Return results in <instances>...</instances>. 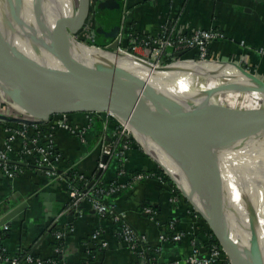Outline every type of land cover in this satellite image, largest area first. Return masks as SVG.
Here are the masks:
<instances>
[{
  "label": "crops",
  "instance_id": "0c3cea01",
  "mask_svg": "<svg viewBox=\"0 0 264 264\" xmlns=\"http://www.w3.org/2000/svg\"><path fill=\"white\" fill-rule=\"evenodd\" d=\"M170 21L181 31L219 29L225 37L211 44V55L236 61L264 81V55L259 54V49L264 48V0H91L83 28H87L88 40L99 45L111 43L110 36L119 25L118 36L121 35L123 44L128 45L132 34L158 35ZM221 70L229 75L228 70ZM234 79L243 91L256 99L237 75ZM221 86L226 91L225 86ZM198 91L195 90L192 98L196 104L192 103L208 108L206 106L211 103L207 102V97L204 100L203 95L199 97ZM9 100L0 85V115L5 117L0 118V150L10 142L9 158L26 163L12 164L15 169L12 176L7 175L0 164V227L8 226L3 236L8 252H29L54 258L60 264H79L91 257L97 264H134L136 261L147 264L144 254L148 251L156 264H188L196 246L200 250L208 246V225L192 210L189 201L187 204L181 197L180 191L174 194L171 185L156 178L132 182L136 171L156 169L154 161L137 147V142V146L126 151L124 175L118 176L117 158H109L106 170L98 168L99 162L104 160L101 144L110 140L117 128V121L107 118L106 113H66L68 127L86 130L83 135L61 127V114H54L45 128L42 127L49 138L44 143L50 142L61 157L58 169L63 175L74 169L86 177L98 174L106 186L115 181L126 185L105 196L113 214L101 216L89 199L73 208L67 181L51 179L39 167L36 157L24 154L28 137L17 134L9 141L15 131L22 129L23 122L16 119L29 118L9 105ZM36 125L29 124L30 137ZM146 207L152 208L153 214H148ZM115 215H121L122 220H116ZM122 222L138 235L135 249L122 237ZM60 231L65 233L64 253L57 257L55 236ZM96 231H100V240L92 237ZM175 233H181L182 239L162 238ZM101 241L107 242L105 248L101 247ZM226 260L222 251L213 264H230L228 260L229 263H224Z\"/></svg>",
  "mask_w": 264,
  "mask_h": 264
},
{
  "label": "water",
  "instance_id": "95a60500",
  "mask_svg": "<svg viewBox=\"0 0 264 264\" xmlns=\"http://www.w3.org/2000/svg\"><path fill=\"white\" fill-rule=\"evenodd\" d=\"M45 1L47 0L36 1L37 19L40 22ZM73 3L76 15L58 19L51 32L49 48L59 64L58 67L39 66L21 56H12L6 45H0V62L6 70L13 73L10 76L0 75L2 87L7 94L10 92L11 96L8 97L12 107L29 117L16 120L27 124H45L54 114H115L128 124L133 138L144 153L158 164L193 209L206 221L230 264H264L256 232L251 237L249 251H243L229 235L222 174L213 145L215 142L236 139L264 130V109L253 115L250 112L218 106L219 108H214V112L206 119H201L165 108L161 104L164 99L150 89L148 83H143L145 93L140 96L135 92L133 83L141 82L130 75L118 60L103 57L96 66H89L71 55L67 44L69 36L77 34L85 25L91 0H79L78 4L73 0ZM119 30L120 26L117 25L110 36L112 41L109 46L113 49L118 44L116 38ZM31 37L36 41V35ZM0 41L6 44L1 30ZM80 42L117 55L113 50H107L97 44L90 45L81 40ZM183 54L185 53L180 52L177 56ZM132 58L140 65L153 69H163L167 66L153 67L135 57ZM211 62L231 65L240 71L246 80L253 82L256 90L264 95V81L237 62ZM29 71L34 75H29ZM40 82L46 83L47 87L38 89ZM0 118L5 117L0 115ZM107 159L105 156L104 161ZM184 159L187 164L183 162ZM7 162L26 165L25 162L11 159ZM165 162L170 163L171 168ZM182 168L188 176H183ZM197 203H204L207 213L201 211ZM250 217L253 224V218L251 215ZM208 254L209 246L201 247L199 258L205 259Z\"/></svg>",
  "mask_w": 264,
  "mask_h": 264
},
{
  "label": "bare ground",
  "instance_id": "6f19581e",
  "mask_svg": "<svg viewBox=\"0 0 264 264\" xmlns=\"http://www.w3.org/2000/svg\"><path fill=\"white\" fill-rule=\"evenodd\" d=\"M36 1L0 0V30L6 41V44L0 41V45H6L12 56H21L39 66L58 67L59 64L49 48L51 32L54 30L58 19L68 16L73 17L77 12H75L73 0H47L43 3L44 13H42L43 16L40 22L37 19ZM78 2L79 0L76 3L78 4ZM33 34L36 35V41L31 37ZM68 41L67 44L69 45L71 55L89 66H96L103 57L118 60L130 75L141 82L133 83L137 94L140 96L144 95L145 88L143 87V83H148V87L164 99L161 101V104L172 112L190 114L201 119H206L208 115L212 114L214 110H206L201 106H196L192 102L187 101L184 96H179L177 91H179L178 86L185 89L183 87L184 84H182L184 82L181 81L183 78L192 84H198L199 82L205 85L211 81H217L213 76H216L221 81L235 100L238 98L247 99L246 103L249 105L246 104V107L248 110H250V106H253L257 112L264 109V95L256 90L253 82L246 80L240 71L229 64L185 60L171 63L163 69H153L150 66L140 65L132 57L114 56L109 52H103L102 50L87 46L80 42L77 34H74L72 37L69 36ZM221 69L229 70L232 75L235 73L234 78L237 75L259 102L243 91L235 81L233 82L230 78H227ZM181 72L184 75L182 78L179 76L172 78ZM28 73L29 75H34L32 71ZM1 74L10 76L13 73L6 70L0 62ZM161 77L173 80L160 83L159 78ZM177 79H179L178 83H176L177 88L171 89L169 83L174 84V81ZM153 83L155 84V89L152 87ZM214 85L218 86L217 83ZM45 86L47 87L46 83L42 82L38 89H44ZM217 88L216 90L218 91L222 89ZM172 96L174 97L173 99ZM240 105L245 107L242 103ZM213 145L215 147L214 153L218 155L219 168L222 174L229 235L243 251H249L251 237L256 230L264 260V224L260 219V217H264V201L260 205V213L257 214L259 218H255V225H253L254 222L252 224L250 217V215H253L252 200L249 198L250 194L244 195L240 191L241 184H244L245 187L246 185L249 186V183L252 182L250 180H254V178L264 181V130L236 139L215 142ZM183 162L187 164L186 159ZM167 166L171 168L170 163H167ZM182 171L184 172L183 176H186V170L182 168ZM260 189L263 190L261 200H264V182H261ZM251 195L255 199L260 198L254 189ZM197 205L201 211L207 213L204 203H197Z\"/></svg>",
  "mask_w": 264,
  "mask_h": 264
},
{
  "label": "built area",
  "instance_id": "2783aa9c",
  "mask_svg": "<svg viewBox=\"0 0 264 264\" xmlns=\"http://www.w3.org/2000/svg\"><path fill=\"white\" fill-rule=\"evenodd\" d=\"M225 37L224 33L219 29H204L197 28L191 30L181 31L178 29L177 24L174 21L167 22L163 29L158 35H138L132 34L130 38V43L128 45L123 44L122 37L119 35L116 40L118 41L117 47L114 49L109 45H106L107 50H113L117 55H129L137 58L138 60L148 63L153 67H163L172 62L182 61V60H197V61H221L211 55V44L217 39H223ZM184 52L182 56H177V53ZM259 54L264 55V48L259 49ZM232 61V60H228ZM236 62V61H233ZM9 105L10 102L8 103ZM19 113H22L19 111ZM107 118L111 117L117 121V128L112 134L110 140L103 141L101 144V153L102 156H107V161H100L98 168L103 171L108 168L109 158H117L119 160L118 176L125 174L124 164L127 162L126 151L131 147L129 142L131 139H134L130 127L119 119L115 114L105 112ZM62 118L60 119L61 127H68V123L65 121L66 113L61 114ZM8 117H14L8 115ZM106 118V120H107ZM22 129L15 131V134L11 135L9 141H12L16 135H21L22 137H28V143L24 146V154L26 156L36 157L39 167L43 168L44 172L51 179H65L63 173L58 169V164L61 160L60 155L55 151L54 146L50 142H45L49 138L46 134L43 133V129L37 130V125L34 128L33 136H29L28 129L29 124L23 123ZM73 133H79L83 135L86 130L76 129L74 127H68ZM31 138V139H30ZM10 142L7 143L4 150H0V162L5 173L9 176H12L14 173V166L7 161L9 158V153L11 151ZM155 162V161H154ZM156 163V162H155ZM157 164V163H156ZM158 165V164H157ZM159 167V166H158ZM160 168V167H159ZM161 169V168H160ZM162 170V169H161ZM163 171V170H162ZM164 172V171H163ZM161 176H166L164 175ZM80 177L83 179L85 175L80 174ZM155 172H139L132 177V182L142 181L145 179L155 178ZM163 177H158V179L163 180ZM67 181V180H66ZM126 185L122 184L119 181L112 182V184L105 186L104 188L93 189L92 186L87 187L86 189H80L76 185L69 186V194L71 197V206L73 208L79 207L80 203L89 199L94 208L101 214V216H106L107 214H113L112 207H110L105 202V196L110 193H116L120 190L121 187ZM104 193V198L102 199L100 194ZM195 210V209H194ZM145 211L148 214H153V210L150 207H146ZM196 214H199L195 210ZM121 215H115L116 220H122ZM8 230L7 225L0 227V264H60L54 258H44L37 256L29 252H19V253H10L7 251L3 245L2 233ZM100 231H96L93 234L94 240H100ZM56 256H62L64 253V238L65 233L60 231L56 232ZM122 237L132 249L136 248V245L139 241L138 235L135 231L125 222H122ZM163 239L179 241L182 239L181 233H175L172 235H163ZM107 242L101 241V247H106ZM222 248H219L217 245H212L209 247V254L205 259H200L201 250L199 247H195L192 255L187 260L188 264H213L217 261L218 257L222 254ZM79 264H97L93 257L86 259ZM134 264H142L140 261H136ZM173 264H179V262H174Z\"/></svg>",
  "mask_w": 264,
  "mask_h": 264
},
{
  "label": "rangeland",
  "instance_id": "374dc122",
  "mask_svg": "<svg viewBox=\"0 0 264 264\" xmlns=\"http://www.w3.org/2000/svg\"><path fill=\"white\" fill-rule=\"evenodd\" d=\"M74 2L76 3L77 2V0H74ZM77 4V3H76ZM77 36H78V38H79V40H81V41H83V42H86V43H89L90 45L92 44V43H90V41L88 40V38H87V28L85 27V29L84 28H82L78 33H77ZM184 68H188V67H184ZM228 72H229V70H228ZM230 72H229V75L228 74H226V77L227 78H230L233 82L235 81L234 80V76H235V74H231V76H230ZM180 78H182L184 75L183 74H179L178 75ZM213 77H215V79H217V81H215V82H213V81H211V82H209L208 83V85H207V87H203V85L201 86L199 83L197 84V83H190V81H188V80H186L185 78H183L181 81H183L184 83H182V84H184V88L185 89H183L182 87H179L178 86V88H179V91H177L178 93H179V96H184V98H186L187 99V101H189V102H193V103H195L196 102V100H195V102H194V100H192V98H193V95H195V90H200V91H198L197 92V95L200 97V96H202L203 95V100L207 97V102L210 104L209 106H206V105H204V106H206V107H208L210 110H214V108H219L218 106H220V107H224L225 109L227 108V109H234V110H237V108H238V110L239 111H243V112H249L250 111V113L252 112H254L253 114L255 115L256 113H258L257 111H255V108L252 106H250L249 108H250V110H248V108L246 107V104H248V103H246L247 102V99H245V101H244V99L243 98H238L237 100H235V99H233V97H232V95H231V93L226 89V91L224 90V88H223V86H221L222 84H221V82H219V80H218V78L216 77V76H213ZM160 79V83H165V82H168V81H172L173 79H171L170 80V78H168V79H165V78H159ZM178 80L179 79H177V80H175L174 82V84H170L169 83V86H170V88L171 89H176L177 88V85H176V83H178ZM185 81H187V82H185ZM2 83V82H1ZM211 83V84H210ZM215 83H217V87L214 85ZM1 86H3L2 84H0ZM152 87H153V89H155L154 87H155V84L153 83L152 84ZM216 88L217 89H220V88H222V89H220L219 91H221V92H219L218 90H216ZM203 89H205V90H203ZM10 93V92H9ZM8 93V95H11V94H9ZM203 93V94H202ZM220 93V94H219ZM176 95H178V94H176ZM231 95V96H230ZM8 98H10V97H8ZM174 97L172 96V99H173ZM189 98V99H188ZM209 98V99H208ZM191 99V100H190ZM256 100V99H255ZM243 104V105H245V107L244 106H242V105H239V104ZM196 104V103H195ZM198 104H200V103H198ZM200 105H202V104H200ZM249 105V104H248ZM208 108H206V110H209ZM205 109V108H204ZM251 113V114H252ZM155 163V162H154ZM250 181H252V182H250ZM249 182V186L248 185H246V187H245V185L244 184H241L242 186H241V188H240V191L242 192V194H244V195H249V196H247V197H249L251 200H252V202H251V205H252V207H253V215H251L252 216V218H253V222H254V225H255V218H259V215H257L258 213H260V205L262 204V202L264 201V200H261V197H262V195H263V190L262 189H260V184H261V182H264V181H262L261 179H256V178H254V180H250ZM247 182V181H246ZM253 189L257 192V194L259 195V197L260 198H258V199H255V198H253L252 197V193H253ZM239 191V190H238ZM181 194V193H180ZM181 197L186 201V203L188 204V200H186V198L181 194ZM258 203V204H257ZM194 212H195V210L194 209H192ZM199 215V214H198ZM260 219H261V221L263 222V224H264V217L262 216V217H260ZM205 221V220H204ZM206 222V221H205ZM208 225V224H207ZM259 225H261V224H259ZM210 228V227H209ZM254 229H255V226H254ZM255 232H256V230H255ZM259 232V231H258ZM256 240L258 241V243H259V245H260V241L258 240V238H257V235H256Z\"/></svg>",
  "mask_w": 264,
  "mask_h": 264
},
{
  "label": "trees",
  "instance_id": "16d2710c",
  "mask_svg": "<svg viewBox=\"0 0 264 264\" xmlns=\"http://www.w3.org/2000/svg\"><path fill=\"white\" fill-rule=\"evenodd\" d=\"M106 45L107 44H99V46H101V47H105ZM37 127H38L37 130L39 131L40 129H42V127L45 128V124H37ZM129 145L130 146H137L138 144L136 143L135 139H131L130 142H129ZM137 147H139V145ZM155 165H156V169H152L151 170L152 172H155V174H156L155 178L158 179V177H163L161 175H164V172L158 167V165L156 163H155ZM139 172H148V170L141 169V170L136 171L135 174L139 173ZM64 176H65L69 186L76 185L80 189H86L89 186H92L93 189H96V188L99 189V188H104L106 186V183L102 180L101 176H98V174H95L93 177H86L85 176V178L82 179L80 177V173L78 171L72 169V170L66 172L64 174ZM163 181L166 182L167 184L171 185L172 188H174V190H175L173 192L174 194H179L178 188L176 187V185L173 183V181L167 175L163 177ZM100 196L103 199L104 198V193H101ZM208 228H209V226H208ZM3 236H4V232L2 233V239H3ZM207 241H208V246L209 247L212 246V245H217L219 248H221L220 244L215 239V237H214L212 231L210 230V228H209V230L207 232ZM147 252L148 251H146L145 254H144V262H146L147 264H156L152 260V257L148 256ZM226 259H227V257H226ZM227 260L224 263H229V262H227Z\"/></svg>",
  "mask_w": 264,
  "mask_h": 264
}]
</instances>
